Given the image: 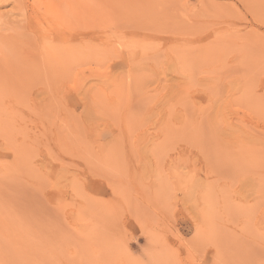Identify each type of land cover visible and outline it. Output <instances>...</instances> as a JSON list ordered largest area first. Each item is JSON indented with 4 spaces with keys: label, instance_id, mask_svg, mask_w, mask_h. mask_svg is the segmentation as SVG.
Returning a JSON list of instances; mask_svg holds the SVG:
<instances>
[{
    "label": "rangeland",
    "instance_id": "1",
    "mask_svg": "<svg viewBox=\"0 0 264 264\" xmlns=\"http://www.w3.org/2000/svg\"><path fill=\"white\" fill-rule=\"evenodd\" d=\"M0 264H264V0H0Z\"/></svg>",
    "mask_w": 264,
    "mask_h": 264
}]
</instances>
